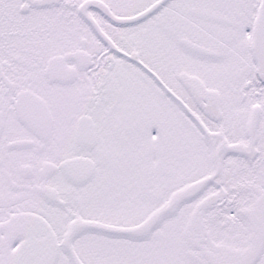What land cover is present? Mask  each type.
Listing matches in <instances>:
<instances>
[{
	"label": "snow or ice",
	"instance_id": "6c2138e0",
	"mask_svg": "<svg viewBox=\"0 0 264 264\" xmlns=\"http://www.w3.org/2000/svg\"><path fill=\"white\" fill-rule=\"evenodd\" d=\"M0 264H264V0H0Z\"/></svg>",
	"mask_w": 264,
	"mask_h": 264
}]
</instances>
